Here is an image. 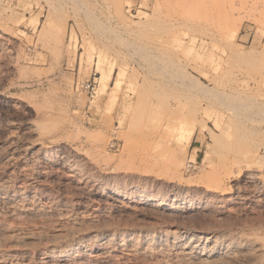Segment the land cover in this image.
<instances>
[{"label":"rangeland","instance_id":"obj_1","mask_svg":"<svg viewBox=\"0 0 264 264\" xmlns=\"http://www.w3.org/2000/svg\"><path fill=\"white\" fill-rule=\"evenodd\" d=\"M0 183V264H264V0H0Z\"/></svg>","mask_w":264,"mask_h":264},{"label":"bare ground","instance_id":"obj_2","mask_svg":"<svg viewBox=\"0 0 264 264\" xmlns=\"http://www.w3.org/2000/svg\"><path fill=\"white\" fill-rule=\"evenodd\" d=\"M5 185V184H4ZM2 183H0V194L2 193V191H4L5 189H6V187L4 186ZM8 188V187H7ZM6 191V190H5ZM4 191V192H5ZM16 194H18V193H16ZM15 193H14V195H11L10 193H9V195H8V193H7V195H8V197H2V195H6V194H2V195H0V201H2L4 204H2V205H5L4 206V208L6 209L5 211H6V213L8 212V213H11V214H20L21 212H25L26 211V208L25 209H23L24 211H21L22 209H21V207H18L17 206V204L15 205V203H14V199L16 198L15 197V195H16ZM19 196V195H18ZM1 202V203H2ZM157 205H164V203H162V202H158L157 203ZM2 207V206H1ZM4 210V209H3ZM29 210V209H28ZM31 211V210H30ZM29 212V211H28ZM37 212V211H36ZM27 213V212H26ZM29 213H31V212H29ZM17 216V215H16ZM3 223L4 222H1V224H0V232H3V231H5V224L3 225ZM193 238V237H192ZM195 240V239H194ZM196 240H198V239H196ZM250 240V239H249ZM254 240H256V239H254ZM199 241V240H198ZM248 241V240H247ZM255 242V241H254ZM257 242V241H256ZM255 242V243H256ZM191 244H192V242H190ZM194 243V242H193ZM199 243H201V242H199ZM232 243V242H231ZM230 242H229V244H231ZM249 243V242H248ZM254 243V244H255ZM195 244H197V246H198V242L197 243H195ZM224 244H226V243H224ZM258 244H259V242H258ZM263 244V243H262ZM261 244V246L260 247H262L263 245ZM194 245V244H193ZM252 245H253V243H252ZM186 246H188V245H186ZM204 246V245H203ZM226 246H229V245H226ZM231 246V245H230ZM251 246V245H250ZM250 246H248V247H250ZM255 247L256 246H258L257 245V243H256V245H254ZM182 247V246H181ZM193 247H195V246H193ZM199 247V246H198ZM200 247H202V246H200ZM189 248H191L190 247V244H189ZM189 248H187L188 250L187 251H189ZM228 248V247H227ZM235 248V247H234ZM239 248V247H238ZM237 247L235 248V250L236 249H238ZM254 248V247H253ZM257 248V247H256ZM185 249V248H184ZM226 249V248H225ZM261 249H263V248H261ZM199 250V249H198ZM204 250V249H203ZM232 250H233V248H232ZM190 251H192V250H190ZM231 253H233V251H231V248H230V250H229ZM229 251H228V253H229ZM237 251V250H236ZM203 252V251H202ZM201 252V253H202ZM200 253V252H199ZM200 253V254H201ZM191 254H192V252H191ZM195 254V253H194ZM210 254V253H209ZM213 254V253H212ZM230 254V253H229ZM234 254V253H233ZM185 255V254H184ZM188 255H189V253H188ZM203 255V254H202ZM211 255V254H210ZM210 255H208L206 258H207V260H209L208 258H210ZM201 256V255H200ZM216 256V255H215ZM218 256V255H217ZM228 256H230V255H228ZM203 257V256H202ZM211 257H212V255H211ZM204 258V257H203ZM202 259V258H201ZM211 259V258H210ZM204 260H205V258H204ZM210 261V260H209ZM211 261H212V263H213V261L214 260H212L211 259ZM203 262H205V261H203ZM208 263V262H207ZM206 262L204 263V264H207ZM209 263H211V262H209Z\"/></svg>","mask_w":264,"mask_h":264},{"label":"built area","instance_id":"obj_3","mask_svg":"<svg viewBox=\"0 0 264 264\" xmlns=\"http://www.w3.org/2000/svg\"><path fill=\"white\" fill-rule=\"evenodd\" d=\"M85 87L90 94H94L96 90V83L95 81L89 82Z\"/></svg>","mask_w":264,"mask_h":264}]
</instances>
